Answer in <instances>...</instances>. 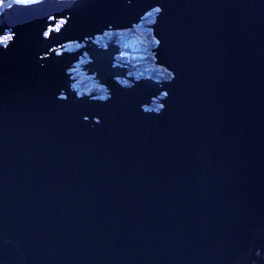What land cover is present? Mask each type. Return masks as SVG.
<instances>
[{
	"label": "water",
	"instance_id": "obj_1",
	"mask_svg": "<svg viewBox=\"0 0 264 264\" xmlns=\"http://www.w3.org/2000/svg\"><path fill=\"white\" fill-rule=\"evenodd\" d=\"M155 7L167 81L120 87L114 49L87 43L108 98H79L77 54H45ZM4 31L0 264H264V0H44L4 9Z\"/></svg>",
	"mask_w": 264,
	"mask_h": 264
},
{
	"label": "flooded vegetation",
	"instance_id": "obj_2",
	"mask_svg": "<svg viewBox=\"0 0 264 264\" xmlns=\"http://www.w3.org/2000/svg\"><path fill=\"white\" fill-rule=\"evenodd\" d=\"M60 1H68V0H60ZM49 18V17H48ZM51 18V17H50ZM58 20H65L62 18H58ZM53 20L51 19L50 21L46 20L47 23V27L45 29V34L46 35H51V32H56L57 30H55L56 26L52 27L54 24H52ZM136 27L133 26L132 29L129 30H116V31H112L110 28L109 30L103 32V34H101L100 36L95 37L96 42H97V46L101 49H104L105 47H107L108 45L113 46L115 45L117 47V50H112L114 52V58H113V63L116 65V67L120 68V69H128L130 71H132L131 74L127 73V76L125 75V80L129 79V80H137L134 76H133V72L136 70L138 71L136 68H133L132 65H130L128 63V60H132L133 58V54L131 53L132 51H130L128 49L129 46H131V41H136V39L134 40H128L129 35H133V30ZM101 40H100V39ZM75 41V40H74ZM138 41V40H137ZM70 45V46H68ZM68 46V47H66ZM83 46L82 43L80 42H61L57 45H55L56 47V54L59 56H63V55H73L74 56L77 54V61L78 62V67L73 66L70 68V70H68L66 73L69 75V81H70V91L74 92L76 96H86V94H89L90 92L93 91H98L100 93V95L102 96H106L108 98V91H106V89L102 86L99 85V83L95 80V77L92 75L87 74L86 72H82L81 69V73L78 76H75L76 74V69L80 68V65H86L89 62V59L86 55H82L81 57L78 54L79 49H81ZM113 46V47H115ZM58 48V49H57ZM66 49V50H65ZM75 50V51H74ZM80 57V58H79ZM118 79V78H117ZM116 81L121 84V82L123 81ZM151 79V78H150ZM76 83L80 84V83H85L84 85V89L85 91L78 93L79 91H77L75 89V85ZM100 86V87H99ZM102 87V88H101ZM103 98V99H106ZM99 98V97H98ZM99 100H102V98H99Z\"/></svg>",
	"mask_w": 264,
	"mask_h": 264
},
{
	"label": "rangeland",
	"instance_id": "obj_3",
	"mask_svg": "<svg viewBox=\"0 0 264 264\" xmlns=\"http://www.w3.org/2000/svg\"><path fill=\"white\" fill-rule=\"evenodd\" d=\"M68 1H78V0H68ZM42 2H44V0H21V2H17V0H0V14L4 11V9H12V7L13 6H15V5H20V6H25V7H29V6H33V5H37V4H40V3H42ZM155 9H157V7H155V8H153L152 10H150V11H148L147 13H145V16L147 15V14H149V13H151L150 14V16H151V18L152 19H156V17H157V12L155 11ZM51 17V18H50ZM49 18L47 17V20L48 21H50L51 19H52V16H50ZM66 20V19H65ZM65 20L63 21V20H54L53 22H52V24H55V26H56V28H55V30H57L56 32H51L50 34L51 35H46L45 34V31H43L42 32V34H41V37L43 38V39H46V38H49V37H52V35L53 34H58L59 33V31H60V29L62 28V26H63V24H64V22H65ZM142 20H143V16L140 18V21H139V23H142ZM57 21L59 22V23H57ZM138 23V25H136V26H134V27H139V24ZM151 27L152 26H150V33H152L151 35L153 36V30H151ZM107 31V30H106ZM112 31H114V30H112ZM116 31V30H115ZM119 31V30H118ZM6 31H4V34L2 35V37H0V41L3 39H5L7 42H6V44L4 45V44H0V45H2V46H6L8 43H9V39H12V34H10V32H6ZM105 32V31H104ZM102 34H103V32H102ZM139 34V33H138ZM132 36V38H133V35H131ZM97 37V36H96ZM100 39V38H99ZM133 39H135V38H133ZM154 39V38H153ZM101 40V39H100ZM73 42H82V44H83V46H85V47H88V46H90V45H88L87 43H91L94 47L93 48H95V49H100V50H104V51H106V47L104 48V49H101V48H99L98 46H97V42H96V39H95V37H91V38H86V39H81V40H76V41H73ZM0 43H4V42H0ZM138 43H142V40H141V38L139 37V41H138ZM150 43V45L151 46H153V48H152V50H151V52L156 48V45H155V39H154V45L151 43V42H149ZM113 46H115V45H113ZM113 46H110V45H108V47H110V48H112V49H116L117 50V47L115 46V47H113ZM48 47V46H47ZM50 48L48 49V51H47V49H45V54H47V55H49V56H51V57H53V58H55V57H58L59 55H57L56 54V47H55V45H52V46H49ZM83 55V54H82ZM81 55V56H82ZM84 55H86L87 57H88V55H87V53H84ZM80 56V57H81ZM79 57V58H80ZM154 57V56H153ZM42 59H46V55H42ZM88 59H89V57H88ZM153 62H154V59H153ZM91 64V61H90V59H89V62L86 64V65H84V67L82 66V64L80 65V68H77L76 70V74H75V76H78L79 77V75H80V73H81V71L83 70V68H89V65ZM155 65V64H154ZM73 66H77L78 67V62H76L75 60H73L72 62H70L68 65H67V67H66V72L68 71V70H70V68L71 67H73ZM80 69H81V71H80ZM138 71H136V75H137V77H140L141 76V73L139 72V69H138V67L136 68ZM124 71V74H123V77L122 78H118L117 80H119V81H123V82H121V84L119 85L120 87H123V88H125V89H128V90H130V89H132V86H133V83L134 82H130L128 79L127 80H125V75L127 76V73H129V74H131L132 73V71H130V70H128V69H120V68H117L116 67V65L114 64V63H112V67H111V71ZM83 72V71H82ZM167 72V71H166ZM84 73V72H83ZM87 74H89V72H86ZM93 73H95V72H93ZM171 77V76H170ZM135 78H136V76H135ZM137 79V78H136ZM141 79H146V78H144V77H142V78H139V79H137V80H141ZM108 80H110V78H108ZM112 80L115 82V80H114V78H112ZM150 80H152V81H154V82H163V81H166V80H162V81H160V80H157V79H154V78H151ZM69 84H70V81H69ZM100 85V84H99ZM100 86H102V85H100ZM99 86V87H100ZM102 87H104V86H102ZM101 87V88H102ZM105 88V87H104ZM78 93H81V92H78ZM89 95H92V96H95V97H99V98H102V100H106V99H103V98H105L106 96L104 95V96H102V95H100V93L98 92V91H93V92H90L89 94H86V96H89ZM164 95V94H163ZM77 97H79V96H77ZM81 97H85V96H81ZM81 97H79V98H81ZM159 97L160 98H162V96L161 95H159ZM107 98V97H106ZM58 99L60 100V101H65V98H64V96L63 95H59L58 96ZM163 99V98H162ZM159 106V103L157 102V101H155L154 100V102H152V106ZM149 109V108H148ZM147 109V110H148Z\"/></svg>",
	"mask_w": 264,
	"mask_h": 264
},
{
	"label": "trees",
	"instance_id": "obj_4",
	"mask_svg": "<svg viewBox=\"0 0 264 264\" xmlns=\"http://www.w3.org/2000/svg\"><path fill=\"white\" fill-rule=\"evenodd\" d=\"M154 23V19L151 18L150 14H147L143 17L142 23H140L139 27H136L133 32V38L136 39V41H131V46L128 47L131 53L133 54L132 60H128V63L132 65L133 68L139 69V72L141 73L140 77H137L136 70L133 72V76L137 79L139 78H154L157 80H169L170 74L166 72V70L157 67L154 65L153 59L154 55H152V48L153 46L150 45L149 42H151L154 45V39L153 36L150 33L151 31L150 26H152ZM139 33V34H138ZM139 37L142 40V43H138ZM131 35H129L128 40H134ZM138 40V41H137ZM0 44H6V40L2 39ZM85 83H76L74 86L75 89L79 92L85 91L84 89ZM150 111H159V106H152L148 109Z\"/></svg>",
	"mask_w": 264,
	"mask_h": 264
},
{
	"label": "bare ground",
	"instance_id": "obj_5",
	"mask_svg": "<svg viewBox=\"0 0 264 264\" xmlns=\"http://www.w3.org/2000/svg\"><path fill=\"white\" fill-rule=\"evenodd\" d=\"M57 23H59L58 21H57ZM140 24V23H139ZM55 26V24L52 26V27H54ZM6 33V32H5ZM4 34V32H2L1 34H0V37H2V35ZM10 34H12L11 32H10ZM97 39V38H96ZM0 46H2V45H0ZM68 46H70V45H68ZM68 46H66V47H68ZM2 47H4V46H2ZM83 47H85V46H82V48ZM88 47H90L91 48V46H88ZM58 49V48H57ZM66 50V49H65ZM75 51V50H74ZM83 67H84V65H82ZM83 71V70H82ZM115 80H116V78H115Z\"/></svg>",
	"mask_w": 264,
	"mask_h": 264
},
{
	"label": "snow or ice",
	"instance_id": "obj_6",
	"mask_svg": "<svg viewBox=\"0 0 264 264\" xmlns=\"http://www.w3.org/2000/svg\"><path fill=\"white\" fill-rule=\"evenodd\" d=\"M17 2H21V0H17ZM155 11L156 12H159L160 11V9L159 8H157V9H155ZM149 14H151V13H149ZM158 43V42H157Z\"/></svg>",
	"mask_w": 264,
	"mask_h": 264
}]
</instances>
